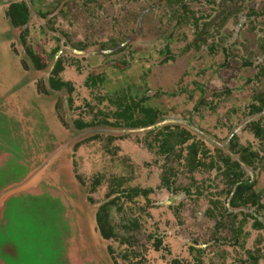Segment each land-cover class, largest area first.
<instances>
[{
	"label": "flooded vegetation",
	"instance_id": "af4514ba",
	"mask_svg": "<svg viewBox=\"0 0 264 264\" xmlns=\"http://www.w3.org/2000/svg\"><path fill=\"white\" fill-rule=\"evenodd\" d=\"M3 6L22 68L0 91V163L56 169L28 196L69 264H264V0ZM165 65L181 68L161 91Z\"/></svg>",
	"mask_w": 264,
	"mask_h": 264
},
{
	"label": "rangeland",
	"instance_id": "374dc122",
	"mask_svg": "<svg viewBox=\"0 0 264 264\" xmlns=\"http://www.w3.org/2000/svg\"><path fill=\"white\" fill-rule=\"evenodd\" d=\"M129 12V16H133L135 9L132 8ZM61 22L65 25L63 20H61ZM96 24L100 27L98 23ZM8 25V23H5L6 27ZM77 26L78 30L76 32V36L79 38L83 35H78L81 31L79 27H82L80 21L77 23ZM11 28L13 30V27ZM11 31H9V33ZM11 43L12 38L9 35L7 46L10 47ZM10 52L12 58L10 53H3L0 51V74L8 77L16 75L13 62L16 64L18 73L21 72L22 68L20 58L14 55L11 50ZM140 52L145 54L149 53L147 48L140 50ZM138 53L137 49L134 48L131 49L130 54L129 52H126L121 57L123 59H128L130 57L136 58ZM181 66L176 67L165 65L156 70V73H158V84H160V87L158 88H160L161 91H164L166 88V82L163 80V78L166 77V72L174 71V69L176 71H180ZM132 74L133 73L131 72H127V75L129 76ZM0 91H4V89H1ZM3 96L0 97L1 100L7 99V96ZM85 153L83 152V154ZM71 156L72 153L69 155L67 160L68 168L70 170H72ZM34 169L35 168L32 167L29 171ZM54 170L56 171V169L52 166L47 167L44 169L42 174L40 173V181H37V185L35 187L31 188L26 193H22L17 196L15 195L7 201L4 210L2 211L5 223H3V225L0 224V264H69L68 252L65 251L64 247V231L60 229V232H57L58 239L61 243L55 245L53 239L55 233L52 232V229L57 228V219L60 220V218L57 217V215L43 213L46 211V205L43 206L42 203H40L39 198L28 196H37L41 194V190L48 186V181L51 177L55 180L57 179L55 183H58V173H54ZM16 171L17 169L12 168L11 166L7 168L3 166L2 168V163H0V192L6 187L20 182L26 176L25 175L22 179H19L20 172ZM53 184L52 186H54ZM41 221H47V229H43L40 225ZM93 224L94 223H92V226ZM72 262L74 264L73 260Z\"/></svg>",
	"mask_w": 264,
	"mask_h": 264
},
{
	"label": "water",
	"instance_id": "95a60500",
	"mask_svg": "<svg viewBox=\"0 0 264 264\" xmlns=\"http://www.w3.org/2000/svg\"><path fill=\"white\" fill-rule=\"evenodd\" d=\"M3 1L0 0V51L3 53H10V47L7 46L8 42V36L9 31L12 30V25L5 26L4 21V13L2 8ZM9 28V29H8ZM12 58V55H11ZM13 62V59H12ZM14 69L16 68V64L13 62ZM17 72V71H16ZM9 81V84L11 82V86L13 85V76L8 77L0 74V90L6 88L7 82ZM44 171V168H35L34 170L29 171V173L21 180L20 182H17L13 185H10L6 187L3 191L0 192V217L2 215V211L4 210V207L7 203V201L13 197L17 196L22 193H26L31 188L35 187L37 184V181H40V175ZM41 173V174H40Z\"/></svg>",
	"mask_w": 264,
	"mask_h": 264
}]
</instances>
